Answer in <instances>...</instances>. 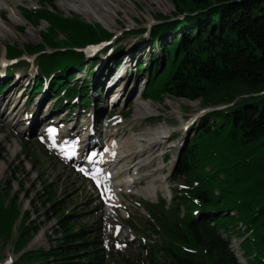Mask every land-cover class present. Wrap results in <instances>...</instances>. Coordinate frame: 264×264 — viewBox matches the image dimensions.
<instances>
[{"label":"trees","instance_id":"16d2710c","mask_svg":"<svg viewBox=\"0 0 264 264\" xmlns=\"http://www.w3.org/2000/svg\"><path fill=\"white\" fill-rule=\"evenodd\" d=\"M171 1L174 13L157 15L149 38L143 36L145 28L122 36L134 34L162 51L165 66L159 71L161 61L153 57L144 97L159 102L164 96L202 98L204 106H229L205 113L193 127L194 135L183 145L171 176L177 184L171 203L164 198L148 203L161 228L155 229L161 241L143 246V254L120 257L116 264H241L230 239L246 234L240 247L247 263L264 264V0ZM24 11L30 22L39 25L45 20L48 27L41 43L7 45V56L37 55L41 73H54L52 90L85 96L87 82L78 88L68 81L85 66L80 49L114 34L61 12L53 0H40L39 7ZM41 85L39 76L33 94ZM4 87L1 82V90ZM18 194L0 187V250L11 240L20 254L16 264H106L100 226L76 228L77 214L58 218L62 237L49 250L22 253L41 227L23 211ZM239 222L246 232L237 229Z\"/></svg>","mask_w":264,"mask_h":264},{"label":"rangeland","instance_id":"374dc122","mask_svg":"<svg viewBox=\"0 0 264 264\" xmlns=\"http://www.w3.org/2000/svg\"><path fill=\"white\" fill-rule=\"evenodd\" d=\"M97 1L107 10V13L97 8L90 0H84V3H77L74 0H53L55 6L61 12H65V14L73 13L88 22L102 25L111 30L115 34L113 44L120 35H124L125 32L122 34L123 31L127 29L140 30L146 28L149 24L155 22L157 15H168L175 11V4L171 0L127 1L130 5L129 10H127L126 5H121V7L115 6L116 3L113 1ZM82 4L92 10V14L88 15L84 11H81ZM38 5L39 0H32V2L31 0H24L18 3L19 11L23 13H25L24 8L32 9ZM9 12V8H5L3 11L5 18L3 17L4 19L0 20V24L3 25L8 32L0 38V48H2L3 53L7 45L15 44L20 48H24V46L29 43H41L42 34L48 27V23L45 20L41 21L39 25H33L25 19L22 25H19L16 29H12L4 23L9 20ZM129 16L130 18H134V20L130 21ZM104 19H109V21H105ZM30 28L34 31H38L36 38L26 37V32ZM60 37H62V35ZM136 38L137 37L128 36L123 39V42L117 41L115 48L120 44L127 45V42H133V39ZM127 46L125 49V51H127L126 57L130 60L127 76L129 78V83L132 84V81L134 82L135 80L136 65L143 56L141 54L144 47L136 43V41L131 43L129 47ZM124 54L113 55L110 53L109 55L111 57L108 59V62L112 67L108 65L103 70L102 75L99 76L97 74L94 84L90 78V87H92V90L90 89V97H96L94 100H97L98 96L100 97L98 100H103V98L105 100V91L101 92L98 90L100 82L104 81V74H107L106 72L111 73L113 69L121 63ZM134 54L137 57L136 59H133ZM154 56L156 57L155 54ZM32 60L39 64L38 57ZM88 60L89 63L92 62L91 58H88ZM40 63H42L41 60ZM96 70L99 71L98 66L95 71ZM45 73L47 75L49 74L48 72ZM133 91L134 88H132L129 96L124 98L123 104H120L119 101L116 102L114 108L110 111L106 109V106H103L105 104L104 102L101 104V109L97 112L98 118L102 120L104 116L108 117L111 126L109 129L103 126L99 128L107 135V130L109 132H114L116 130L122 132L128 129H134L136 133H140L143 131L142 129L146 127L155 128L161 124H167L171 128V133H173V135L170 140L167 138V144L163 146L168 151L164 156V163H171L173 160H171V158L172 156H177L178 149L175 148L170 150L167 147L171 144L177 145V142L181 141L180 138L177 140L174 139L181 136L180 128L184 127L182 123L185 122L183 120L181 121V119H183V117L185 119L188 118V114L197 113L204 107L197 103L192 104L194 102L188 104L177 98H173L170 101L164 98L163 102L160 103L151 101L156 111L153 115L144 118L141 121V125H136V98H134ZM52 94L53 92L49 90L45 93V97L42 98L41 96V98L45 101L52 96ZM37 100H39V102ZM82 100L86 102V97H83ZM41 102L40 95H38L34 97L32 105L27 106L25 109L22 108V117L20 120L22 125L28 126L29 122L25 123V121L30 120L31 116L35 113L36 122L40 121L41 123H43L47 117H51V115L56 113L55 106L53 111L48 113V115H44L43 112L45 109H41ZM4 105L5 104L0 103V108L2 109L0 111V187L6 188V190L11 189L12 193H19V201L22 207L32 214L33 219L37 218L41 227L40 232L43 234V239L46 238L45 242L43 241L39 244L34 243V240L31 241L33 246H30V242L29 250H36L40 247L49 249L50 244L56 241L61 234L58 218L67 214L78 215V224H76V228H78L79 224L89 227L100 226L103 244L109 251L106 264H116L120 259V255L127 254L130 250H133V252H141V245L138 246L139 240H141V242L147 241L152 243H154V240H159L158 232L161 228L147 210V203L158 202L160 196L165 197L168 203L170 202L172 195L171 187L173 185L170 180V173L174 165L171 169L165 168L163 170L167 177V181L165 182L167 189L158 191L156 201L145 199L128 190L122 191L113 188L110 193H106V202H104L100 200L97 195V190L90 185L89 180L74 169L75 167L66 163L57 155L58 150L52 149L48 145L41 144L37 141L36 133H38L41 128L38 127L37 129L36 126H33L26 134H21L18 131L19 126L12 127L7 118L10 108L8 105L7 107ZM84 105L85 104H82V107L79 104V108L75 109L73 114L75 115L78 112H90L92 106L84 107ZM177 105L181 109V114H183L182 117H179L175 112L174 106ZM41 115H43L44 118H42ZM85 119L87 120V117ZM70 124L71 123L64 124L63 131H67V126ZM180 125H182V127H180ZM189 129L184 133V136H193L191 129ZM84 130L85 129L82 128L81 134L84 133ZM111 138L112 137L109 138L108 136L100 138L104 146L102 151L108 148ZM113 141L114 138L108 150L114 147ZM14 145H17L20 150L15 155L11 151ZM168 157L170 158L169 160L167 159ZM145 171L146 168L142 167L139 174H143ZM135 173L136 170L134 169L128 170L126 175L127 179H129L131 175L134 176ZM141 183L145 184V182L141 181L136 183L137 187H140ZM58 200H61L62 203L57 206H52L54 202ZM35 207L37 208L34 209ZM155 229H157L158 232H156ZM144 231H146L147 234L144 233ZM2 241H4V239H2ZM12 245L13 243L11 240L5 241V244L0 250L1 263L11 260V264H16L20 254L15 251ZM159 260L162 263L164 262L161 257Z\"/></svg>","mask_w":264,"mask_h":264},{"label":"bare ground","instance_id":"6f19581e","mask_svg":"<svg viewBox=\"0 0 264 264\" xmlns=\"http://www.w3.org/2000/svg\"><path fill=\"white\" fill-rule=\"evenodd\" d=\"M24 0H0V20L5 18V15L3 13L5 8H9V20L4 22L7 26H9L12 29H16L19 25H22L25 21V18L23 17L22 13L19 11L18 3L22 2ZM73 1V0H72ZM77 3H84V0H74ZM94 3V5L107 13V10L103 8V6L97 1V0H90ZM107 1H113L116 3L115 6L121 7V5H126L127 10L130 9L129 2L132 0H107ZM32 2V0H31ZM81 11H84L86 14H92V10L85 7L84 4H82ZM106 17H109L108 15H105ZM4 17V18H3ZM130 18V16H129ZM105 21H109V19H104ZM134 18H130V21H133ZM86 21V20H85ZM88 22V21H86ZM91 23V22H89ZM7 30L3 25L0 24V38L2 35L7 34ZM38 35V31H34L31 28L27 30L26 37H32L36 38ZM126 70L124 67L119 68L116 72L112 74L111 81H116L114 84L117 85L118 90L113 92V97H117L120 94L121 97L119 99V103L123 104L124 98L129 96L132 90V85H120L122 82L121 80L125 76ZM103 73L100 72V68L98 71V75H102ZM20 83H24L19 80ZM109 83V82H108ZM120 85V86H119ZM11 91H14L11 90ZM119 91V93H117ZM21 92V91H20ZM21 96L15 97L20 99ZM7 97L5 98L4 102L6 101ZM17 99V100H18ZM39 102V101H38ZM136 110H135V119H136V125H141V121L148 117L149 115H153L156 109L154 108L152 102L145 101L143 98L138 97L136 98ZM11 108L7 118L9 119V124L14 126H19L18 131L22 134H26L27 131H30L31 129L27 128V125L21 124V117H22V107L14 106L9 107ZM175 112L178 114L179 117H182L183 114H181V109L179 106H174ZM36 121V113L31 116L30 120H26L25 123L28 122H34ZM184 121V120H183ZM87 123V121L85 122ZM185 127L187 122L182 123ZM143 131L140 133H136L134 129H128L122 132L115 131L109 133V136H114L113 146L108 150L109 147H111V142H109L108 148L105 149V152L101 154L98 153L96 158H99V166L96 168V171L98 170H108L109 168L104 167L105 163L108 164V166H112V170L110 171V176L108 177L110 179V186H113L119 190L125 191H131L136 193L137 195H140L148 200H156L158 197V191H164L167 189V186L165 185V182L167 181L166 173L163 171L165 168L171 169V167L175 163V156L171 158V163L165 164L164 163V156L167 154L166 148L163 146L167 144V138L170 140L171 136V128L167 124H161L155 128L146 127L142 129ZM116 134V135H115ZM66 135H70V132L67 131ZM86 136V133H83V136H80L81 140L80 143L76 144L73 142H70L69 146L74 150V152L78 151L81 147L85 146L86 140L84 137ZM84 141V142H83ZM110 141V140H109ZM83 142V143H82ZM82 143V144H81ZM80 144V145H79ZM178 147V144H171L167 148L170 150H173ZM12 153L15 155L20 150L17 145H14L11 149ZM83 151V150H82ZM105 154V155H104ZM142 167L146 168V171L143 174H139V171ZM134 169L136 170L135 175H131L129 179H127L126 175L128 170ZM145 182V184L140 185V187H137L136 183L139 182ZM46 239V238H45ZM45 239H43V234L41 232L33 239L34 243L39 244L43 241L45 242ZM32 240V241H33ZM33 243L31 242L30 246Z\"/></svg>","mask_w":264,"mask_h":264}]
</instances>
